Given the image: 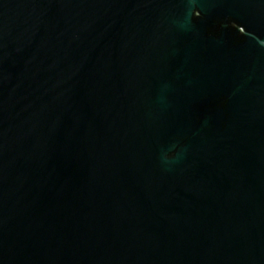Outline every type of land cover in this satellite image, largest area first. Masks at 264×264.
Masks as SVG:
<instances>
[{"label": "water", "instance_id": "95a60500", "mask_svg": "<svg viewBox=\"0 0 264 264\" xmlns=\"http://www.w3.org/2000/svg\"><path fill=\"white\" fill-rule=\"evenodd\" d=\"M0 264H264V0H0Z\"/></svg>", "mask_w": 264, "mask_h": 264}]
</instances>
